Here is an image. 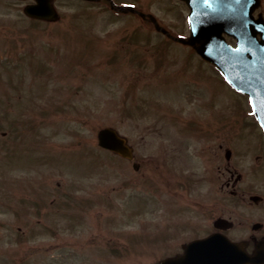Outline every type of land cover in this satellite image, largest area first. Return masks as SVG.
Segmentation results:
<instances>
[{
    "label": "rangeland",
    "instance_id": "1",
    "mask_svg": "<svg viewBox=\"0 0 264 264\" xmlns=\"http://www.w3.org/2000/svg\"><path fill=\"white\" fill-rule=\"evenodd\" d=\"M114 1L190 36L181 0ZM56 3L59 19L34 23L0 5V264H50L56 239L64 264H159L176 250L155 244L156 223L225 204V147L262 143L257 117L151 20L109 1ZM105 126L128 137L139 169L98 145Z\"/></svg>",
    "mask_w": 264,
    "mask_h": 264
},
{
    "label": "water",
    "instance_id": "2",
    "mask_svg": "<svg viewBox=\"0 0 264 264\" xmlns=\"http://www.w3.org/2000/svg\"><path fill=\"white\" fill-rule=\"evenodd\" d=\"M41 1V5L28 7V13L55 19L51 0ZM185 1L191 8L192 35L180 40L193 45L204 59L219 67L233 86L251 97L256 116L264 127V24L253 18L258 1ZM259 31H262L260 40L257 37ZM224 32L237 38V47L226 42ZM98 134L99 145L133 158L127 138L118 134L115 128H103ZM217 241L216 237L196 240L186 247L183 256L165 258L161 264H259L264 261L262 251L249 255L240 244Z\"/></svg>",
    "mask_w": 264,
    "mask_h": 264
},
{
    "label": "flooded vegetation",
    "instance_id": "3",
    "mask_svg": "<svg viewBox=\"0 0 264 264\" xmlns=\"http://www.w3.org/2000/svg\"><path fill=\"white\" fill-rule=\"evenodd\" d=\"M1 3L16 9L22 17L25 16L32 23L42 22V19L33 18L26 13V7L38 3V0H0V5ZM52 6H56V0L52 1ZM254 16L257 19L262 17L264 20V0H260ZM256 126L260 132V138L263 139L262 143H256L253 146L248 145L249 149H244V151L241 150L243 146L237 142L233 147H225L226 162L223 165V170L220 169L221 167L219 168L221 179L223 176L225 177L222 180L223 190L224 187H227L228 196L225 204L217 201L212 207L199 209L198 221L172 220L157 224L155 239H157L158 246L165 247L170 251L176 250L169 256L182 254L185 246L190 242L205 239L215 234L223 238L222 240L228 238L235 244H241L251 255L256 254L259 250L264 252V133L257 123ZM242 155H246L247 159L250 160L241 166L244 171L239 169V165L244 164L245 160L233 161L235 156ZM248 171L258 184L244 182ZM56 240L58 241L51 244V247L45 252L53 251L54 253L50 264H64L65 260L63 257L62 260L60 258L63 255L64 243H62V239ZM25 243L28 245L26 251L32 255L35 252L34 247L42 248V245L33 244L31 240H25ZM26 259L24 264H43L39 260L38 262L33 261L32 256H27ZM259 264H264V262Z\"/></svg>",
    "mask_w": 264,
    "mask_h": 264
}]
</instances>
